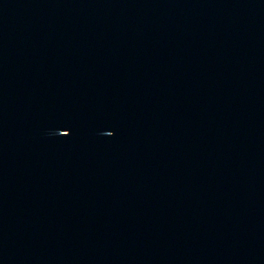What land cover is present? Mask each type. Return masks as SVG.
<instances>
[{"label":"water","instance_id":"obj_1","mask_svg":"<svg viewBox=\"0 0 264 264\" xmlns=\"http://www.w3.org/2000/svg\"><path fill=\"white\" fill-rule=\"evenodd\" d=\"M0 264H264V0H0Z\"/></svg>","mask_w":264,"mask_h":264}]
</instances>
